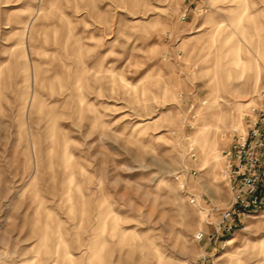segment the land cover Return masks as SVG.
I'll return each mask as SVG.
<instances>
[{"label": "rangeland", "instance_id": "obj_1", "mask_svg": "<svg viewBox=\"0 0 264 264\" xmlns=\"http://www.w3.org/2000/svg\"><path fill=\"white\" fill-rule=\"evenodd\" d=\"M263 88L264 0H0V264H264V205L195 238Z\"/></svg>", "mask_w": 264, "mask_h": 264}, {"label": "built area", "instance_id": "obj_2", "mask_svg": "<svg viewBox=\"0 0 264 264\" xmlns=\"http://www.w3.org/2000/svg\"><path fill=\"white\" fill-rule=\"evenodd\" d=\"M195 117L196 115H193V119ZM243 120L241 128L232 129L229 147L222 152L224 158L222 173L228 178L233 195L232 202L220 214L218 221L205 222L206 226L213 227L214 233L200 231L195 235L198 241L209 237L218 239L221 235L230 234L237 227L236 218L239 213L243 215L264 205V88L256 96ZM188 154L190 165L183 166L181 172L175 173L173 180L179 184L188 202L200 207L203 195L192 193L187 181L188 177L197 174L196 167L191 166L197 160L192 145Z\"/></svg>", "mask_w": 264, "mask_h": 264}]
</instances>
